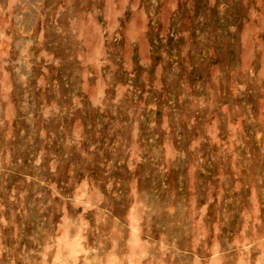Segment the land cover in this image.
Returning a JSON list of instances; mask_svg holds the SVG:
<instances>
[{
  "label": "rangeland",
  "instance_id": "obj_1",
  "mask_svg": "<svg viewBox=\"0 0 264 264\" xmlns=\"http://www.w3.org/2000/svg\"><path fill=\"white\" fill-rule=\"evenodd\" d=\"M0 264H264V0H0Z\"/></svg>",
  "mask_w": 264,
  "mask_h": 264
}]
</instances>
